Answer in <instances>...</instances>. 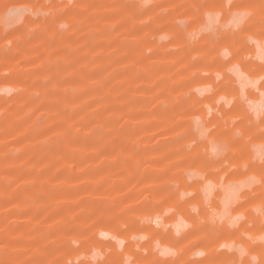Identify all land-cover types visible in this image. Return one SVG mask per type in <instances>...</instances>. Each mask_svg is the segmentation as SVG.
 <instances>
[{
	"label": "rangeland",
	"instance_id": "1",
	"mask_svg": "<svg viewBox=\"0 0 264 264\" xmlns=\"http://www.w3.org/2000/svg\"><path fill=\"white\" fill-rule=\"evenodd\" d=\"M213 11L0 0V264H264V120L218 104L251 52Z\"/></svg>",
	"mask_w": 264,
	"mask_h": 264
},
{
	"label": "crops",
	"instance_id": "2",
	"mask_svg": "<svg viewBox=\"0 0 264 264\" xmlns=\"http://www.w3.org/2000/svg\"><path fill=\"white\" fill-rule=\"evenodd\" d=\"M255 5L264 4V0H249ZM242 0H202L203 8L207 6L213 12L206 13L203 17V27L200 36L223 43L234 40L241 48L249 49L251 53L246 58V64H230L233 56L241 55L240 52H232L229 49L221 51L223 64L218 65V71L223 73H235L232 79L237 86L243 88L244 95L237 101H219L218 104H227L228 108L235 105L236 108L243 107L246 117L254 120L256 124L264 120V95H249L248 89L258 86L260 82L253 83L252 77L246 73L264 70V41L255 38V34L261 26H264V7H252L251 10H240ZM201 7L196 12L200 13ZM251 54V55H250ZM253 57V58H252ZM242 72H245L243 74ZM230 75V74H229ZM225 75L219 76L223 79Z\"/></svg>",
	"mask_w": 264,
	"mask_h": 264
},
{
	"label": "bare ground",
	"instance_id": "3",
	"mask_svg": "<svg viewBox=\"0 0 264 264\" xmlns=\"http://www.w3.org/2000/svg\"><path fill=\"white\" fill-rule=\"evenodd\" d=\"M227 190H228V189H227ZM230 191H231V190H230ZM230 191H229V192H230ZM229 195H230V194H228V196H229ZM226 197H227V196H226Z\"/></svg>",
	"mask_w": 264,
	"mask_h": 264
}]
</instances>
